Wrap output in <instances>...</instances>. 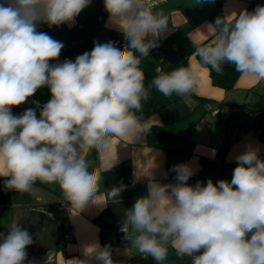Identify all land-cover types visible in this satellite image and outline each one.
I'll list each match as a JSON object with an SVG mask.
<instances>
[{
    "label": "clouds",
    "instance_id": "obj_1",
    "mask_svg": "<svg viewBox=\"0 0 264 264\" xmlns=\"http://www.w3.org/2000/svg\"><path fill=\"white\" fill-rule=\"evenodd\" d=\"M90 2H0L4 188L28 192L37 180L58 183L66 200L80 209L89 201L94 203L99 184L83 150L105 151L112 137L135 133V112L149 99L151 88L166 97L187 96L194 88V77L183 66L170 72L157 69L145 87L141 58L159 46L158 38L168 27L167 17L153 13L147 0H104L109 23L128 41L122 48L112 41H94L91 52L74 62L50 64L64 45L38 31V26L74 24ZM207 30L214 35L212 44L196 49L203 65L221 73L223 64H231L243 76L264 81V6L257 5L251 12L245 9L229 22L218 17ZM44 86L51 99L40 109L39 118L35 108L12 114L13 107ZM33 103L40 108L38 101ZM258 153L259 148L247 146L235 156L237 166L230 182L208 179L206 184L189 185L194 170L188 164L172 166L174 184L150 181L148 194L125 212L121 230L130 247L157 264H164L170 245L178 257H192L191 264H264V159ZM125 187H114L110 198L119 197ZM32 243L29 231L13 221L6 232H0V264H24L26 248ZM85 255L81 264H117L110 246L94 244Z\"/></svg>",
    "mask_w": 264,
    "mask_h": 264
},
{
    "label": "crops",
    "instance_id": "obj_2",
    "mask_svg": "<svg viewBox=\"0 0 264 264\" xmlns=\"http://www.w3.org/2000/svg\"><path fill=\"white\" fill-rule=\"evenodd\" d=\"M257 5L264 6V0H166L151 9L153 13L163 12L168 27L158 38L159 46L150 49L149 56L141 60H160L165 72H170L185 58V68L194 77V88L187 96L179 95L182 99L173 97L175 93L166 97L154 88L150 97L160 108L142 122L137 120L135 133L112 137L111 147L105 151L95 147L83 150L91 162L90 171L99 177L94 203L89 201L80 209L66 200L58 183L40 180L28 192L6 190L7 178L0 176V232H6L16 221L33 239L26 248L24 264H81L86 259V249L97 243L101 248L111 247L117 264H157L152 257L137 254L129 241L119 240L126 210L148 194L150 181L174 184L172 166L188 164L194 170L189 185L197 181L206 184L208 179L214 183L222 179L230 182L237 166L235 156L247 146L259 148L258 155L264 159V141L254 131L259 113L264 132V81L239 74L231 88L214 85L208 68L196 57L197 47L214 40L207 30L209 24L218 17L229 22L235 14L245 9L251 12ZM41 24L45 29L40 32L63 43L58 58L67 57L73 62L84 52L90 53L94 41H112L117 48L128 43L124 34L109 23L104 0H91L74 24ZM56 60L49 63L56 64ZM172 65L176 67L171 68ZM50 99V90L44 86L11 112L19 116L35 108L39 118L40 109ZM34 101L39 102L40 108ZM144 128L149 130L143 132ZM120 184L126 186L125 190L119 197L110 198L111 190ZM69 228L74 235L61 245L62 233ZM191 261L189 256L178 257L170 245L164 264Z\"/></svg>",
    "mask_w": 264,
    "mask_h": 264
},
{
    "label": "trees",
    "instance_id": "obj_3",
    "mask_svg": "<svg viewBox=\"0 0 264 264\" xmlns=\"http://www.w3.org/2000/svg\"><path fill=\"white\" fill-rule=\"evenodd\" d=\"M211 43H208L206 45H210ZM198 48V47H197ZM196 48V49H197ZM197 59L200 62V58L196 55ZM201 63V62H200ZM155 65L156 62H152L151 60H146L145 58L141 60V69L144 72L145 75V87L149 85V83L152 81V79L155 77ZM201 65H203L201 63ZM177 67H186V59L184 58L182 62L179 65H176ZM175 65H172L171 68H175ZM208 68L209 70V76L211 77L212 83L217 86H221L223 88H231L237 76L240 74L235 70L234 65L231 64H223L222 65V72L217 73L214 70H210L209 66L203 65ZM154 87L150 89V93L153 91ZM160 106H157L156 102L152 101L150 95L149 99L141 102V110L138 112H135V116L139 122H142L147 116H149L152 112L158 110Z\"/></svg>",
    "mask_w": 264,
    "mask_h": 264
},
{
    "label": "built area",
    "instance_id": "obj_4",
    "mask_svg": "<svg viewBox=\"0 0 264 264\" xmlns=\"http://www.w3.org/2000/svg\"><path fill=\"white\" fill-rule=\"evenodd\" d=\"M165 1H166V0H147V3H148L149 6L151 7V9H153L154 7H156V6L160 5V4H162V3L165 2ZM44 29H45V26H44L43 24H40V25L38 26V30H39V31H42V30H44ZM155 51L158 52V49H156ZM65 61H71V60H70L69 58H67V57H61V58H58V59L56 60V64H61V63L65 62ZM157 69H160L161 71L165 72V69H164V67L162 66L160 60H159V62H157L156 65H155V73H156L155 76L158 74V73H157ZM121 229H122V226H121L120 229H119V231H120L119 240L124 241V240H126V238H125V233H124ZM73 235H74V231H73L72 228H69L68 230L63 231V233H62V237H63L64 240H69V239H71V238L73 237ZM142 257H143V256H142ZM124 264H129V263H128V262H125Z\"/></svg>",
    "mask_w": 264,
    "mask_h": 264
},
{
    "label": "water",
    "instance_id": "obj_5",
    "mask_svg": "<svg viewBox=\"0 0 264 264\" xmlns=\"http://www.w3.org/2000/svg\"><path fill=\"white\" fill-rule=\"evenodd\" d=\"M254 131L256 135L261 139V141H264V132H262L261 128V120L259 117V113L255 116V124H254ZM64 244V239L61 237V245Z\"/></svg>",
    "mask_w": 264,
    "mask_h": 264
},
{
    "label": "rangeland",
    "instance_id": "obj_6",
    "mask_svg": "<svg viewBox=\"0 0 264 264\" xmlns=\"http://www.w3.org/2000/svg\"><path fill=\"white\" fill-rule=\"evenodd\" d=\"M174 96L178 97V99H182V98H183V97H181V96H179V95H176V94H174L173 97H174Z\"/></svg>",
    "mask_w": 264,
    "mask_h": 264
}]
</instances>
